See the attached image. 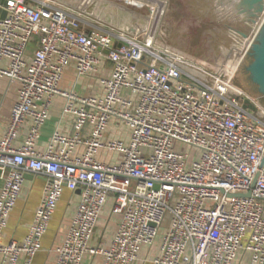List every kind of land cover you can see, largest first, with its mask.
Returning a JSON list of instances; mask_svg holds the SVG:
<instances>
[{"label":"built area","instance_id":"1","mask_svg":"<svg viewBox=\"0 0 264 264\" xmlns=\"http://www.w3.org/2000/svg\"><path fill=\"white\" fill-rule=\"evenodd\" d=\"M3 1L0 77L17 83V98L0 138L1 264H34L65 189L80 200L55 264L97 255L102 264H135L158 239L151 264H264V106L231 82L264 8L254 21L235 13L249 23L250 38L216 72L170 45L168 0H115L146 7L138 29L109 24L67 0ZM107 62L101 94L61 87L68 67L79 78ZM56 97L65 99L62 118L72 119L74 132L56 129L39 150ZM114 124L118 137L107 138ZM177 142L195 155L177 150ZM102 150L119 158L102 162ZM27 173L46 179L42 197L24 239L4 244ZM110 199L121 216L117 230L109 245L93 244Z\"/></svg>","mask_w":264,"mask_h":264},{"label":"crops","instance_id":"2","mask_svg":"<svg viewBox=\"0 0 264 264\" xmlns=\"http://www.w3.org/2000/svg\"><path fill=\"white\" fill-rule=\"evenodd\" d=\"M35 45L29 47V52L32 53ZM111 69V63H105L104 67L99 69L98 73L77 78L74 66L68 67L63 75L61 87L64 89H74L79 95L88 96L93 94H101L102 88L98 77L105 71ZM17 98V83L9 78L0 77V138L4 135L9 120L11 107ZM65 99L62 97L54 98L53 105L50 109L49 119L41 129L38 139V149L43 150L53 132L56 129L64 133L72 134L74 132L73 121L70 118H62V110ZM28 127L25 126L23 134L27 132ZM115 124L109 129L106 134L107 138L118 137ZM22 136L19 137L17 144H20ZM84 150L83 146L76 149V153ZM97 158L106 163H113L119 158L116 152L100 151ZM46 179L43 176L27 173L24 180L23 190L20 198L11 212L8 225L4 230L2 242L4 244L12 241H22L27 235L31 223L33 222L35 212L38 208L42 197L43 187ZM3 186V180L0 177V191ZM80 200V193L73 192L69 189L64 190V194L57 206L56 212L50 224L49 230L43 238L42 249L38 252L34 259V264H55L57 259L56 249L62 244L67 233L68 226L71 223L72 217ZM113 203L110 199L105 207L104 213L96 227L93 244L109 245L112 237L117 230L121 216L114 214L112 209ZM159 239L154 245L144 249L141 253V258L135 264H151L150 259L158 252ZM2 257L0 255V264ZM103 257L97 255L94 257L87 256L83 264H102Z\"/></svg>","mask_w":264,"mask_h":264},{"label":"rangeland","instance_id":"3","mask_svg":"<svg viewBox=\"0 0 264 264\" xmlns=\"http://www.w3.org/2000/svg\"><path fill=\"white\" fill-rule=\"evenodd\" d=\"M67 1L97 19L109 24L125 23L132 29L143 27L147 18L146 7L129 1ZM168 1L165 28L169 43L189 61L220 72L229 59L241 53L250 38L251 27L235 15L232 0ZM176 149L190 154L191 158L196 153L194 148L181 142L176 143ZM169 220L170 217L164 228Z\"/></svg>","mask_w":264,"mask_h":264},{"label":"water","instance_id":"4","mask_svg":"<svg viewBox=\"0 0 264 264\" xmlns=\"http://www.w3.org/2000/svg\"><path fill=\"white\" fill-rule=\"evenodd\" d=\"M0 3L4 1L0 0ZM263 8L264 0H239L235 3L236 14L243 15L245 20L249 21H254ZM5 15L6 12L0 9V17L4 18ZM231 82L251 96L257 97L258 102L264 106V22L231 78Z\"/></svg>","mask_w":264,"mask_h":264}]
</instances>
